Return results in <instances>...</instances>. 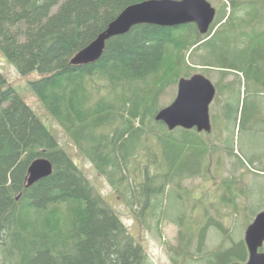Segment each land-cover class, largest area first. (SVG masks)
<instances>
[{
	"label": "trees",
	"instance_id": "trees-1",
	"mask_svg": "<svg viewBox=\"0 0 264 264\" xmlns=\"http://www.w3.org/2000/svg\"><path fill=\"white\" fill-rule=\"evenodd\" d=\"M144 1L0 0V52L21 76L39 74L30 83L38 101L141 227L159 232L170 216L169 189L203 176L209 152L196 129L170 131L156 121L161 97L193 75L195 55L223 79L231 73L245 77L244 104L234 108L229 99L225 113L234 121L241 116L243 128L258 122L261 106L249 98L264 94V30L256 27L264 19V0H221L206 35L194 23L135 26L108 41L97 62L72 65L125 8ZM40 158L52 162L53 174L28 187L29 167ZM171 217L180 227L178 255L205 264L248 260L243 239L204 252L210 227L232 240L212 219L197 232L198 252H190L196 228L183 215ZM0 264H149L113 207L1 72Z\"/></svg>",
	"mask_w": 264,
	"mask_h": 264
},
{
	"label": "rangeland",
	"instance_id": "rangeland-1",
	"mask_svg": "<svg viewBox=\"0 0 264 264\" xmlns=\"http://www.w3.org/2000/svg\"><path fill=\"white\" fill-rule=\"evenodd\" d=\"M207 1L217 10L223 5L221 0ZM256 27L259 30H264V19ZM191 62L192 64L188 63L195 68V70H190L193 75H204L216 88L220 86L223 93L219 94L217 90L216 97L210 107L212 132L199 133L209 148L203 176L183 181L180 189H169L165 204L170 216L163 220L158 232L156 229L149 231L141 227L120 194L79 152L65 130L38 101L30 83L37 79L39 74L33 73L28 77L21 76L15 66L8 62L0 52V72L6 77L9 85L16 89L37 117L51 130L61 148L75 162L93 188L113 207L131 235L146 251L149 264H176L174 259L177 264H205V262H197L188 257L189 255L176 253L179 245L180 227L171 216L176 219L183 215L186 222L190 221L189 224L197 229L193 233L194 239L190 246V252L197 253L199 248L197 232L209 223L210 219L220 223L232 236V240L224 238L216 226L210 227L204 244V252H214L220 247L230 248L234 244L233 240L243 239L245 242L247 228L255 217L264 211L263 90L259 95L252 93V97L249 98L250 101L261 106L262 117H257L258 122H254L253 127L249 125L243 128L240 126L241 116L238 121L230 119L227 109L225 113V105L231 99V104L235 108L241 100L242 107L245 97V77L241 75L238 78L237 74L231 73L223 79L218 69L204 67L197 56L194 55ZM240 81L241 83H239ZM232 92L234 93L231 94ZM177 94L178 83L168 87L160 100L161 109L170 106L175 101ZM156 142V139H151L152 145ZM138 173L141 175L139 170ZM142 176L139 181H143ZM174 188H177V185ZM261 251L264 252V246ZM235 262L240 261L234 260L233 263Z\"/></svg>",
	"mask_w": 264,
	"mask_h": 264
},
{
	"label": "water",
	"instance_id": "water-1",
	"mask_svg": "<svg viewBox=\"0 0 264 264\" xmlns=\"http://www.w3.org/2000/svg\"><path fill=\"white\" fill-rule=\"evenodd\" d=\"M216 16L217 9L207 0H147L133 4L125 8L94 42L79 51L71 63L74 66H84L97 62L108 41L126 35L138 25L177 28L194 23L199 32L206 35ZM216 94V86L202 74L181 78L175 101L161 109L155 119L165 124L170 131L182 128L196 129L198 133H211L213 127L210 107ZM53 171L54 166L49 159L35 160L28 170L27 186L31 187L51 176ZM245 244L249 253L248 260L232 264H264V252L261 251L264 246V211L247 228Z\"/></svg>",
	"mask_w": 264,
	"mask_h": 264
}]
</instances>
